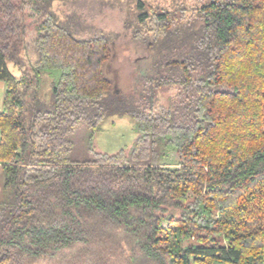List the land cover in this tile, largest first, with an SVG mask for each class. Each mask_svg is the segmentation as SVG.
I'll use <instances>...</instances> for the list:
<instances>
[{"label":"trees","instance_id":"obj_1","mask_svg":"<svg viewBox=\"0 0 264 264\" xmlns=\"http://www.w3.org/2000/svg\"><path fill=\"white\" fill-rule=\"evenodd\" d=\"M27 8L42 18L32 75L20 53ZM137 8L132 34L148 52L138 72L146 88L125 95L106 71L111 33L79 38L84 22L62 20L53 0H0V264L119 235L155 264H264V0H209L177 27L159 12L163 28L147 34L142 0ZM45 73L60 74L50 105ZM165 86L179 87L182 100L157 110ZM114 115L135 119L132 147L110 155L91 144L90 157L75 158L77 127L92 139ZM173 151L182 156L176 167Z\"/></svg>","mask_w":264,"mask_h":264},{"label":"rangeland","instance_id":"obj_2","mask_svg":"<svg viewBox=\"0 0 264 264\" xmlns=\"http://www.w3.org/2000/svg\"><path fill=\"white\" fill-rule=\"evenodd\" d=\"M209 0H142L145 10L149 13V20L143 26L144 32H157L163 28L155 15L159 12H168L172 15L173 26L177 27L191 21L196 15V9ZM138 0H53V9L64 21L73 16L79 17L84 23L77 28L79 38H92L99 30L109 32L113 36V52L106 71L108 77L115 81V87L123 94L128 95L135 90H145L141 82L139 71L147 68L148 52L140 43L133 40V30L139 26L137 16ZM26 31L20 46L25 69L32 75L33 66L38 60L34 47L36 25L42 18L34 14L29 8L19 14ZM126 25H131L127 30ZM154 30V31H153ZM153 31V32H152ZM9 68L13 75L20 76L22 71L14 64ZM59 73H45L41 77V95L45 102L52 104V87L57 81ZM182 100V91L177 86H165L156 90L154 108L159 110L169 108L173 103L179 105ZM181 113V110H180ZM183 115V114H182ZM185 116V115H183ZM186 117V116H185ZM87 125L80 124L70 135L74 145V156L85 159L91 156L89 147L97 152L116 154L120 150H129L137 138V123L132 116L114 115L107 117L94 134ZM170 163L176 167L182 161V156L171 152ZM4 175L0 167V200L4 198ZM192 197V196H191ZM180 216V212H176ZM165 227L167 224L165 223ZM222 243H225L221 239ZM197 243L194 238L185 239L183 245ZM93 248V249H92ZM92 248L77 244L63 250L53 259H39L25 264H155L142 257V253L130 244L125 237H109L108 244L93 246Z\"/></svg>","mask_w":264,"mask_h":264},{"label":"crops","instance_id":"obj_3","mask_svg":"<svg viewBox=\"0 0 264 264\" xmlns=\"http://www.w3.org/2000/svg\"><path fill=\"white\" fill-rule=\"evenodd\" d=\"M6 88H7L6 83L0 80V113H2L4 109ZM0 139H1V130H0Z\"/></svg>","mask_w":264,"mask_h":264}]
</instances>
